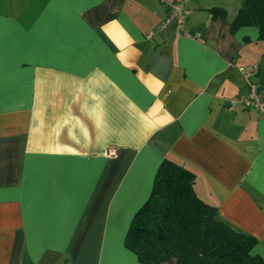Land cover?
Wrapping results in <instances>:
<instances>
[{
  "label": "crops",
  "instance_id": "crops-1",
  "mask_svg": "<svg viewBox=\"0 0 264 264\" xmlns=\"http://www.w3.org/2000/svg\"><path fill=\"white\" fill-rule=\"evenodd\" d=\"M0 0V264H142L125 246L163 159L264 262V114L238 66L264 38L246 0Z\"/></svg>",
  "mask_w": 264,
  "mask_h": 264
},
{
  "label": "trees",
  "instance_id": "trees-1",
  "mask_svg": "<svg viewBox=\"0 0 264 264\" xmlns=\"http://www.w3.org/2000/svg\"><path fill=\"white\" fill-rule=\"evenodd\" d=\"M256 26L264 38V0H246L231 23ZM194 174L172 160L157 168L152 190L131 219L125 246L142 264H264L256 239L220 219L200 199Z\"/></svg>",
  "mask_w": 264,
  "mask_h": 264
},
{
  "label": "built area",
  "instance_id": "built-area-1",
  "mask_svg": "<svg viewBox=\"0 0 264 264\" xmlns=\"http://www.w3.org/2000/svg\"><path fill=\"white\" fill-rule=\"evenodd\" d=\"M188 1L189 0H181L169 3V12L163 21V25L173 24L177 31H183L186 17L190 12V10L185 7ZM237 70L243 84L247 87V91L229 98L227 100V105L232 107L240 104L245 108H250L264 114V94H262L260 89L253 85L251 81V78L257 73L258 66L256 64L242 65L238 66Z\"/></svg>",
  "mask_w": 264,
  "mask_h": 264
}]
</instances>
